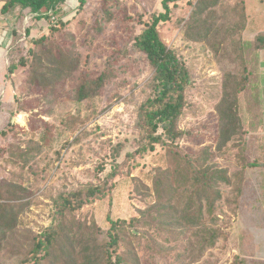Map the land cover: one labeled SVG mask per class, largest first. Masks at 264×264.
Segmentation results:
<instances>
[{
	"label": "trees",
	"instance_id": "16d2710c",
	"mask_svg": "<svg viewBox=\"0 0 264 264\" xmlns=\"http://www.w3.org/2000/svg\"><path fill=\"white\" fill-rule=\"evenodd\" d=\"M115 1L102 0V11L106 10L104 12L108 16L94 20L91 35L105 32L107 27L104 23L115 19L109 8ZM169 1L176 0H164L163 10L152 13L147 21L141 14L135 18L124 13L121 21H133L132 26L125 22L127 43L120 47L116 43L111 44L112 51L106 55L109 62L99 72L77 76L72 101L79 107L78 113L62 119L63 126L58 128L40 119V128L32 126L33 134L26 142L27 146L22 147L24 141L20 140L9 154L21 173L20 180L6 176L0 178V264H154L159 257L168 260V264H210L202 258L220 238L226 237L216 213L224 197L223 188L233 186L238 195L236 210L239 197L244 192L245 168L260 164L257 159L246 160L242 155L244 145L243 151L237 154L243 164L241 171L232 174L228 167L217 161L219 156L232 154L231 149L248 142L239 112L240 96L248 88L251 75L247 55L242 48L249 19L247 0H238L229 16H219L216 7L222 0H188L193 9L179 25L188 41L204 44L207 50L210 48L220 65L226 67L219 80L214 104L218 114L215 144L202 148L197 154L185 153L178 145L185 134L180 129V121L193 106L188 95L195 78L179 50L170 46L161 32L164 23L172 19ZM86 2L0 0V21L6 22L4 28L8 27L7 38L4 35L0 39V49L13 52L21 46L20 39L26 36L22 39L26 41V53L12 61L8 74L23 69L21 73L25 74L29 89L42 94L51 104L53 99L50 96L54 97L57 90L62 91L68 80L73 81L82 66L80 55L75 51L73 31L68 29L71 22H65L64 17L75 19L84 10ZM28 13L32 15L30 20L49 18L53 23L51 34L27 40L31 30L24 23L19 24V19ZM12 15L16 17L14 20L10 19ZM220 19L225 20L219 23ZM263 37L264 32L255 35L254 50L264 49ZM58 38H62L61 42ZM135 50L145 58L151 77L143 87L144 96L138 107L137 148L128 152L127 157H144L155 152L154 157L159 163L151 175L153 188L144 185L147 193L141 197L146 200L153 190L154 202L139 209V215L134 216L131 222L121 220L118 223L111 219L112 227L107 232L95 219L81 218L80 211L86 205L111 194L116 186L111 181L121 167V164H116L99 183H83L58 192L52 199L53 220L49 226L40 231L24 227L22 215L30 208L34 192L22 171L42 151H49L55 140L67 131L73 132L76 125L83 122L80 116L83 105H87L92 113L96 112L94 103L106 83L116 76L115 67ZM16 107L14 104L7 107L0 100V116L9 112V122L0 128V135H7L15 129L12 116ZM29 108L33 111L35 107ZM29 108L20 105L18 110ZM74 140L78 141V137ZM121 148L117 147V155H120ZM50 162L47 166L52 164ZM135 190L140 194L138 186ZM171 255L174 259H170ZM239 258L234 264L244 263V259Z\"/></svg>",
	"mask_w": 264,
	"mask_h": 264
},
{
	"label": "rangeland",
	"instance_id": "374dc122",
	"mask_svg": "<svg viewBox=\"0 0 264 264\" xmlns=\"http://www.w3.org/2000/svg\"><path fill=\"white\" fill-rule=\"evenodd\" d=\"M163 1L116 0L109 5L115 19L105 22L107 30L96 35L90 33L94 30L91 29L94 20H103L108 16L104 12L106 10L102 11V0H87L84 10L75 19L70 20L71 16L64 17L65 22H71L68 29L73 31L75 51L80 55L82 66L73 81L68 80L62 91L57 90L54 97L50 96L52 104L42 94L29 89L25 74L21 73L23 69L15 74H8V66L12 61L26 53V41L22 40L26 36L20 39L21 46L13 52L7 53L5 49H0V100L7 107L13 104L17 106L12 116L15 129L7 135H0V178L6 176L11 180H20L21 169L11 161L9 154L16 149L20 140L24 141L22 147L27 146L26 142L33 134L32 126L39 127L40 119L48 121L51 127L56 125L58 128L63 126L62 119L78 113L79 107L72 101L77 76L86 72H99L109 62L106 55L112 51L111 44L116 43L120 47L127 43L125 22L132 26L133 21H121L124 13L135 18L141 14L147 21L152 13L163 10ZM187 2L188 0L169 1L173 10L172 19L164 23L161 32L165 41L179 50L186 64L193 70L195 83L188 95L193 106L189 107L180 121V129L185 134L178 145L185 153L197 154L202 148L215 144L218 114L214 104L219 80L226 67L220 65L210 48L207 50L204 44L188 41L184 37L179 25L189 17L193 9ZM237 2L238 0H222L216 7L219 16H229ZM247 12L249 19L242 48L246 52L251 75L248 88L240 96L239 112L247 131L248 142L231 149L232 154L219 156L217 161L228 167L232 174L241 171L243 164L238 160L237 154L243 151L244 145L242 155L246 160L257 159L260 164L245 168L244 192L239 197L240 203L236 210L238 195L233 186H224V197L217 206L216 213L226 237L220 238L217 245L202 258L210 264H234L239 257L244 259L243 264H264V49L252 48L255 35L264 32V0H247ZM31 16L28 13L19 19V24L24 23L31 30L27 40L51 34L53 23L49 18L30 20ZM15 18L12 15L10 19ZM222 20L225 19L218 22ZM5 23L0 21L1 40L4 35L7 38L8 27L4 28ZM12 24L13 22L11 26ZM61 39L58 38V41L61 42ZM69 39L68 42H71ZM3 42L7 44L6 41ZM117 45L113 47L118 48ZM119 63L115 67L116 76L106 83L94 103L96 112L92 113L87 105H83L80 112L83 122H79L73 132L67 131L59 140H55L49 151H42L22 171L29 180L28 186L34 192L30 208L22 215L24 227L40 231L49 226L53 220L52 199L58 192L73 189L83 183H99L111 173L116 164H121V167L111 181L116 183L111 194L86 205L79 216L88 221L95 219L107 232L112 227L111 219L118 223L121 220L131 222L134 216L139 215V209L154 202L153 190L146 200L141 197L147 193L144 185L153 188L151 175L159 163L154 157L155 152L144 157H127L128 152H134L137 148L138 107L144 96L143 87L151 73L147 70L145 58L137 50ZM20 105L35 108L33 111L30 108L18 110ZM8 120L7 111L0 116L1 129ZM77 137L78 141H75ZM118 146L122 147L120 155H117ZM48 161L52 163L50 166H47ZM142 183L145 184L141 185ZM137 186L140 194L136 193ZM170 259H174L173 255ZM154 264H168V260L159 257Z\"/></svg>",
	"mask_w": 264,
	"mask_h": 264
}]
</instances>
